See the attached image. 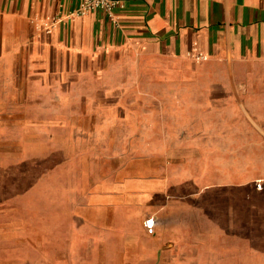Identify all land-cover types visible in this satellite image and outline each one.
<instances>
[{
	"label": "crops",
	"instance_id": "crops-1",
	"mask_svg": "<svg viewBox=\"0 0 264 264\" xmlns=\"http://www.w3.org/2000/svg\"><path fill=\"white\" fill-rule=\"evenodd\" d=\"M79 1L0 0V264H264V0Z\"/></svg>",
	"mask_w": 264,
	"mask_h": 264
},
{
	"label": "rangeland",
	"instance_id": "rangeland-1",
	"mask_svg": "<svg viewBox=\"0 0 264 264\" xmlns=\"http://www.w3.org/2000/svg\"><path fill=\"white\" fill-rule=\"evenodd\" d=\"M9 65V63H6ZM6 65L5 69H8L9 67ZM242 155V154H240ZM234 156L232 155H226L225 157V180L226 181H233L237 180V174L236 171L239 169L241 174H239V177L241 180H247L250 178V176L256 177V179H253V183H262L264 181V166H258L254 167L255 169H249L250 167L247 165L248 157L247 156ZM239 166L238 168L236 167ZM235 171V173H234ZM249 171H252L250 173ZM250 194V191L248 189V186H245L244 188H238V187H232V186H225L224 189V199L225 204L230 205L232 202V199L239 198V197H248Z\"/></svg>",
	"mask_w": 264,
	"mask_h": 264
},
{
	"label": "built area",
	"instance_id": "built-area-1",
	"mask_svg": "<svg viewBox=\"0 0 264 264\" xmlns=\"http://www.w3.org/2000/svg\"><path fill=\"white\" fill-rule=\"evenodd\" d=\"M123 0H80L71 12L72 15H82L93 10H102L108 16L113 15L114 8L119 6ZM260 187V183H257ZM144 226L147 232L152 233L154 229V219L147 217L144 219Z\"/></svg>",
	"mask_w": 264,
	"mask_h": 264
}]
</instances>
